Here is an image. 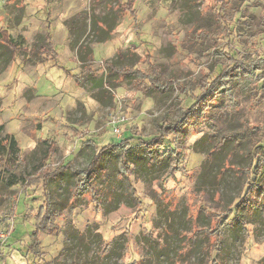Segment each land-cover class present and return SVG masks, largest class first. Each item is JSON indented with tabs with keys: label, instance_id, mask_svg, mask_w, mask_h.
Segmentation results:
<instances>
[{
	"label": "rangeland",
	"instance_id": "374dc122",
	"mask_svg": "<svg viewBox=\"0 0 264 264\" xmlns=\"http://www.w3.org/2000/svg\"><path fill=\"white\" fill-rule=\"evenodd\" d=\"M215 4L216 0H0V30L24 42L30 52L50 45L55 54L43 63H34L27 60L29 53L12 56L0 47L1 136L13 135L19 143L21 163L15 174L31 175L26 184L13 188L0 183V264H56L54 260L64 250L67 255L62 264H72L98 258L106 244L113 253L104 264L264 261V205L255 218L241 215L240 223L223 230V258L211 261L206 254L209 239L197 231L192 250L185 259L179 257L183 234L192 227L208 228L212 214L218 211L230 209L225 219L231 220L234 207L249 188L243 172L250 164L249 153L264 147V64L258 72L263 81L236 91V107L223 105L214 115L215 131L196 124L184 138L167 137L159 150L163 156L159 163L149 170L138 169L137 175L117 184L122 195L118 203L97 207L90 198L75 203L57 220L64 233H41L40 245L31 247L35 215L45 206L43 177L48 170L68 164L85 169L93 153L83 149L88 141L99 150L131 139L132 147L144 154L147 145L160 136L162 125L176 123L181 111L195 103L199 81L207 75L215 78L220 72V68H212L217 41L219 51L235 59L264 61V0L243 3L230 36L220 33ZM112 13L119 26L106 43H95L90 20L87 22L82 41L94 54L92 74L84 72L66 23L77 15L102 18ZM48 31L50 39L46 38ZM205 31L213 39L201 36ZM108 65L119 68L112 72ZM154 69L160 73V85L172 81L187 94L178 95L176 90L169 98L145 94L143 87L147 90L150 83L143 78L151 77ZM108 81L110 85H106ZM175 98L180 105L173 110L170 106ZM119 118L124 122L118 124V136L114 123ZM46 141L54 153L44 168L37 169L47 150ZM220 143L222 148L208 162V153ZM175 149L180 159L170 173ZM227 158L231 165L218 179ZM118 163L119 155H112L104 167L116 175ZM1 176H9L2 164ZM73 227L85 241H92L90 249L73 237L67 240L74 234Z\"/></svg>",
	"mask_w": 264,
	"mask_h": 264
},
{
	"label": "trees",
	"instance_id": "16d2710c",
	"mask_svg": "<svg viewBox=\"0 0 264 264\" xmlns=\"http://www.w3.org/2000/svg\"><path fill=\"white\" fill-rule=\"evenodd\" d=\"M244 2H246V0H216L214 12L216 14V24L218 28L221 29L220 33H225L226 36L231 35V25L240 14ZM88 20H90V33L92 38L95 39V43L108 42L118 28L119 23L118 18L114 16L113 13L102 18L77 15L67 21L66 27L72 37V46L77 51L78 61L84 72L92 74L91 65L94 52L92 47L82 41L83 38H86L85 30ZM48 26L49 30L50 25ZM47 33L48 35L46 38L50 39V32L48 31ZM201 36L209 40L213 39L210 38L211 35L206 31ZM0 47L7 49L12 56L19 54L28 55L29 53L28 58H26L27 60L33 59L34 63H43L44 59L50 57L52 54L55 57L50 45H48V49L42 46L30 52L25 47L24 42L14 39L5 30H0ZM213 49L215 52L214 55L218 54L216 55L215 65L212 68H220V72L215 78L207 75V77L199 81L200 94L197 96L195 103L191 107L181 111V115L176 123L165 122L160 128V136L155 138L153 143L147 145L144 154L139 153V147H132L130 143L131 139H124L118 143L108 144L99 150L96 148L95 143H92L93 141H88L83 145V149L90 148L93 153L85 169L77 170L72 164H68L59 169L48 170L47 175L43 177L45 206L41 207L35 215L36 230L33 234L32 248H36V246L40 245L41 233H45L49 236H59L64 233L63 229L57 224V220L64 218V213L67 210H71L75 203H80L81 200L87 198H90L91 203L97 207H107L106 205L118 203L122 195L117 191V184L123 183L129 175H137L138 169L145 167L149 170L152 169L156 163H159L163 159L159 150L161 147L165 146L164 141L167 137L176 136L177 138H184L190 126L196 124H206L212 131H215L217 127L214 124V115L221 111L223 105H225L226 108L227 106L232 108L236 107V91L245 90L250 86L256 87L263 81V78L260 77L258 73L263 67V60L256 59L251 63H246L247 60L245 59H235L230 56L229 53L219 51L218 41L217 44H214ZM34 56L38 57V59L35 60L36 58ZM118 56L120 59L123 58L120 54H118ZM108 68L114 72L119 67L108 65ZM159 75V71L154 69L151 77L147 75V77L143 78V80L148 78L150 83L147 90H145L146 87H143L145 94L153 92L164 98H169L170 94L175 90L178 95L187 94V90L184 87L175 85L172 81H170V83L167 81V83L160 85L158 81ZM73 77L77 84L82 85L79 77ZM106 85H110L109 81ZM225 98L229 99H226V103L223 101ZM179 105V99L175 98L170 108L173 110L178 109ZM245 124L248 125V120H246ZM2 132L3 127H0V164L5 166V173L9 174V176H1L0 183L5 184L8 188L26 184L28 182L27 178H30L31 175L28 174V176L22 175L18 177L14 172L21 163V149L19 143L13 135L6 134L5 136H1ZM45 144L47 145V150L37 169L44 168L46 166L45 162H47L51 154L54 153L52 144L47 141ZM237 144H239V142L235 143V147ZM221 148L222 146L220 143L214 147V151L208 153V162H211L214 153L220 151ZM257 148V151L249 153L250 164L243 170L249 180V188L243 198L240 199L238 204L234 207L233 218L226 221L225 213L230 211V209H227L212 214L208 228L198 230V228L194 229L192 227L190 233H185L182 236L184 241L182 243V250L179 252V257L185 259L188 252L192 250L196 240V234L199 232V234H204V236L209 239L208 245L206 246V254L212 259L211 261L215 262V259L218 257L223 258L225 254L223 230L229 227L232 228L240 223L241 215L248 218H255L257 216L258 211L264 205V147L259 146ZM116 154L119 155V163L117 165L118 173L114 175L104 167V162L107 157ZM174 155L175 160L172 161L169 170L170 173L176 170L177 163L180 159L177 149H175ZM229 162L230 160L228 158L224 161V168L219 170L216 178L219 179L222 177L224 170L228 169L231 165V162ZM112 210L114 211V209ZM158 210L160 211L161 209L159 208ZM168 211L171 213L174 210L169 209ZM193 218L194 216L191 218L192 221ZM73 232V236L70 234L69 236L71 237L67 236V240L73 237L74 240L77 239L79 242L81 241L79 245L85 242L83 247L86 249L91 248V245H93L92 241H85L87 239L75 227H73ZM127 249L128 248L125 250L127 251ZM111 253H113V249L109 244H106L103 253L99 255L98 258L96 257L92 260L79 259L72 264H104L105 259H107ZM66 255V250L62 251L61 255L55 259L54 262L56 264H62ZM185 264H187V262ZM216 264L226 263L225 260H223L222 263L218 261ZM260 264H264V261H261Z\"/></svg>",
	"mask_w": 264,
	"mask_h": 264
},
{
	"label": "built area",
	"instance_id": "2783aa9c",
	"mask_svg": "<svg viewBox=\"0 0 264 264\" xmlns=\"http://www.w3.org/2000/svg\"><path fill=\"white\" fill-rule=\"evenodd\" d=\"M123 122H124V119L119 118L118 121L114 123V133L118 136L120 135V129L118 128V124L123 123Z\"/></svg>",
	"mask_w": 264,
	"mask_h": 264
}]
</instances>
